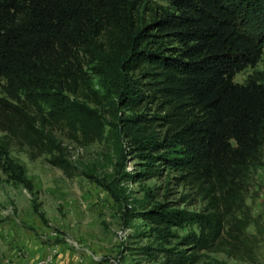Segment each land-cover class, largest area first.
Wrapping results in <instances>:
<instances>
[{"label":"trees","instance_id":"16d2710c","mask_svg":"<svg viewBox=\"0 0 264 264\" xmlns=\"http://www.w3.org/2000/svg\"><path fill=\"white\" fill-rule=\"evenodd\" d=\"M167 1L174 12L139 26L137 0H0V79L6 96L0 98V128L40 147L44 133L30 107L89 141L110 136L122 144L125 138L147 161L123 178H147L154 173L153 162L162 160L180 170L182 179L199 188L206 185L212 203L208 213L163 203L138 211L134 216L150 224L151 236L168 241L173 227L196 225L197 233L182 237L184 245L223 246L230 255L246 254L253 262L231 216L250 167L262 158L264 83H238L234 76L259 61L264 29L253 37L241 28V11L254 0ZM174 43L178 46H169ZM87 71L108 96L115 121L79 99L81 87L95 92ZM145 86H150L148 95ZM21 97L27 108L12 102ZM148 98L159 101L162 115L123 112ZM155 120L165 127L162 135L154 134ZM49 162L67 173L63 157ZM86 176L120 198L115 181ZM19 177L16 172L14 179ZM224 233L232 239L229 245L223 243ZM158 246L142 247V253L164 252L160 264L194 262L184 250Z\"/></svg>","mask_w":264,"mask_h":264},{"label":"rangeland","instance_id":"374dc122","mask_svg":"<svg viewBox=\"0 0 264 264\" xmlns=\"http://www.w3.org/2000/svg\"><path fill=\"white\" fill-rule=\"evenodd\" d=\"M135 6L134 19L139 26L163 13L174 12L167 0H137ZM239 20L241 28L256 37L264 29V0L251 2L241 11ZM88 75L95 92L81 87L79 99L98 109L107 121H115L97 77L90 72ZM249 80L264 83V48L255 66L234 76L238 83ZM3 84L0 79V98H6ZM142 88L146 95L151 93L150 86ZM20 99L12 102L27 108V102ZM148 101L134 111L123 112L143 113L147 117L162 115L159 101ZM27 110L43 130L40 147H30L0 128V264H160L165 261L164 252L152 250L154 257L142 253V247H159V243L160 247L192 255V264H264V145L261 161L250 167L231 216L238 223L240 237L249 244L247 253L254 259L251 262L246 254L230 255L220 248L223 246L193 249L184 245L182 237L197 233L196 225L173 227L174 236L168 241L156 240L149 234L150 224L134 216L157 203L166 204L169 209L208 213L212 203L206 185L199 188L182 179L180 170L166 166L162 160L153 162L154 173L147 178H123L124 172L135 175L147 161L125 138L122 144L110 136L89 141L73 134L61 122L50 120L37 108ZM159 122L152 123L156 136L165 129L155 125ZM57 155L66 159L67 173L49 162ZM16 172L20 173L18 179H14ZM86 174L115 181L120 198L110 195ZM223 236V243L232 242L229 235Z\"/></svg>","mask_w":264,"mask_h":264}]
</instances>
